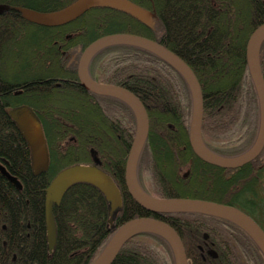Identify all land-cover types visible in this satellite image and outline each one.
I'll list each match as a JSON object with an SVG mask.
<instances>
[{
    "label": "trees",
    "instance_id": "1",
    "mask_svg": "<svg viewBox=\"0 0 264 264\" xmlns=\"http://www.w3.org/2000/svg\"><path fill=\"white\" fill-rule=\"evenodd\" d=\"M75 1L0 0V4L48 13ZM128 1L155 11L154 28L104 8L88 11L66 30L35 26L13 11L0 15V166L5 172H0V264H91L115 229L137 218L172 228L186 248L188 264H264L249 237L231 224L200 214L150 213L130 198L124 167L134 134L133 112L117 98L90 94L79 86L75 53L116 34L162 45L188 65L199 83L206 148L225 154L220 157H234L251 147L257 132L258 102L245 46L264 24V0ZM66 31L73 35L70 43ZM68 43L80 47L62 54ZM259 63L264 78V40ZM88 74L97 83L129 91L146 110L148 136L136 166V179L145 193L234 206L250 216L245 199L250 172L226 178L224 170L192 153L191 97L172 68L135 47L110 46L91 58ZM23 108L37 119L48 148L49 167L39 176L32 173L30 150L15 122ZM95 160L119 188L121 208L110 226L108 203L97 189L86 184L70 187L52 209L56 241L49 253L45 189L61 170ZM205 239L215 256L206 252ZM112 264H174V258L163 238L146 233L129 240Z\"/></svg>",
    "mask_w": 264,
    "mask_h": 264
},
{
    "label": "water",
    "instance_id": "2",
    "mask_svg": "<svg viewBox=\"0 0 264 264\" xmlns=\"http://www.w3.org/2000/svg\"><path fill=\"white\" fill-rule=\"evenodd\" d=\"M94 8H104L122 13L145 27H150L155 17L154 13L144 10L128 0H78L69 7L52 13H41L0 4V15L8 11H15L21 19L31 24L54 28L66 25ZM263 40L264 24L251 34L245 46V62L258 102L259 131L252 148L234 158L216 156L205 148L201 138L203 98L198 81L185 62L162 45L142 37L125 34L103 37L93 42L82 53L78 63L77 77L84 90L94 94L116 97L129 106L134 114L136 127L124 167V185L128 195L138 206L155 214H201L224 220L248 235L264 257V233L247 215L236 208L201 200L157 199L143 192L136 181L135 168L148 134L146 111L133 94L120 87L102 85L92 81L86 70L92 56L99 50L110 46L135 47L159 58L183 79L190 93L192 114L188 139L193 154L206 164L227 170L237 169L253 160L264 145V80L259 66V49ZM16 120L19 121L17 127L22 138L30 146V138L33 142L31 146L33 151L32 171L34 176H39L47 169L39 126L33 116L27 112H20V117ZM95 163H97L96 160ZM0 171L3 173L2 168ZM76 184L93 186L104 196L109 206V224H111L113 214L121 207V195L117 186L108 175L95 165H76L61 171L45 190V225L49 253L52 252L56 241L52 208L58 206L65 192ZM146 233L161 236L168 243L175 264H187L183 245L174 230L165 223L150 218H137L124 223L111 236L91 264H112L130 239Z\"/></svg>",
    "mask_w": 264,
    "mask_h": 264
},
{
    "label": "flooded vegetation",
    "instance_id": "3",
    "mask_svg": "<svg viewBox=\"0 0 264 264\" xmlns=\"http://www.w3.org/2000/svg\"><path fill=\"white\" fill-rule=\"evenodd\" d=\"M154 15L156 16V14H154ZM69 25L70 24H67V25L61 26L60 28L66 30V28ZM64 34H66V36H65L66 41H69V43H70V39L72 38L73 35L68 34V32L64 33ZM69 43L64 46L63 51H61L62 54H68V52L70 50L74 51L75 49L80 47V46H76L74 48L70 47ZM75 53H76V55H80L81 54L80 48L78 50H76ZM77 60L79 61V58ZM78 61H76L77 62V64H76V76H77ZM77 80H78V78H77ZM79 86H80V84H79ZM258 126H257V129H258L257 135H258V131H259ZM252 130H253V125L251 124L250 125V133L252 132ZM202 141H203V139H202ZM203 144L205 145L204 142H203ZM208 151L210 153L216 154L218 156L225 155V154H221V153H215L213 151H210L209 149H208ZM243 166H247V168L242 170L241 168H243ZM243 166L238 168V169H228V170L222 169V168H218V169L224 170V173L226 174V178H229L230 176L234 175L235 173L237 175L239 173L244 174L246 172H250L249 193L247 194V196H245V199L247 201L248 211L250 213V216L249 215L248 216L259 227V229L264 233V145H263V148L261 149L260 153L253 160H251L250 163H247ZM234 208H236V207H234ZM243 213H245V212H243ZM206 236L207 235L204 234L205 238H206ZM205 241L207 243L206 252L208 253L209 256H215V254L212 252V250H214L212 244L207 239H205ZM250 241H251V243H253L251 245L256 247L255 243L252 241L251 238H250ZM183 248H184V252L186 255V248H185L184 244H183ZM208 249H211V250H208ZM199 251H203V250L201 248H199Z\"/></svg>",
    "mask_w": 264,
    "mask_h": 264
},
{
    "label": "rangeland",
    "instance_id": "4",
    "mask_svg": "<svg viewBox=\"0 0 264 264\" xmlns=\"http://www.w3.org/2000/svg\"><path fill=\"white\" fill-rule=\"evenodd\" d=\"M9 12V11H8ZM7 12V13H8ZM6 13H4L3 15H5ZM155 25V24H154ZM259 52H260V49H259ZM191 114H192V112H190V118H189V120L191 119ZM183 170V174L186 172V169H182ZM190 200H196V199H190ZM202 201V200H201Z\"/></svg>",
    "mask_w": 264,
    "mask_h": 264
},
{
    "label": "bare ground",
    "instance_id": "5",
    "mask_svg": "<svg viewBox=\"0 0 264 264\" xmlns=\"http://www.w3.org/2000/svg\"><path fill=\"white\" fill-rule=\"evenodd\" d=\"M97 41V40H96ZM95 42V41H94ZM31 170H32V165H31ZM93 187V186H92ZM95 188V187H94ZM96 189V188H95ZM44 206H45V199H44ZM161 237V236H160ZM162 238V237H161Z\"/></svg>",
    "mask_w": 264,
    "mask_h": 264
}]
</instances>
